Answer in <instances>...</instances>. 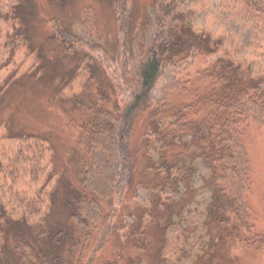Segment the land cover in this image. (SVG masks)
Masks as SVG:
<instances>
[{"label": "trees", "instance_id": "1", "mask_svg": "<svg viewBox=\"0 0 264 264\" xmlns=\"http://www.w3.org/2000/svg\"><path fill=\"white\" fill-rule=\"evenodd\" d=\"M32 1L19 0L13 6V15L22 22L19 32L23 36H28ZM113 4L122 48L119 63L124 87L120 95L125 98L111 102L102 92L93 99L89 93L71 101L73 110L85 112L75 139L82 158L75 170L76 184H65L63 172L52 186L55 172L43 173L44 158L52 145H45L46 137L15 130L6 122L8 137L21 147L16 156L23 158L26 166L22 173H13L28 186L27 190L29 185H41L33 193L35 199L22 202L25 208L20 213L9 208L4 188H0V264H71L77 243L85 249L94 232L102 227L99 223L103 218L107 223L101 228L100 244L116 232L119 240L129 242L136 253L128 263L131 259L137 261L129 264H167L171 258L165 259L162 249L169 231L180 226L176 225L178 218L190 211V202L195 201L198 192L205 196L206 203L200 210L204 225H193L200 230V238H205L198 241L197 261L230 264L226 256H230L229 248L236 247L264 253V229L256 230L247 202L251 164L244 140L249 123L264 128V71H255L237 56L219 54L226 34L198 29L192 22L191 8H184L181 0L154 3V18L148 17L143 23V28L148 22L154 26L153 39L144 50L131 0H113ZM241 4L257 25L264 26V0H241ZM55 24L56 30L54 27L49 31L48 40L55 41L59 51L64 48L66 53L76 55L78 35ZM43 50L35 49L39 65L33 73L39 69V78L50 80V60ZM204 56L213 62L196 71L198 82H180L179 74ZM169 69L172 74L167 77L159 107L150 110L154 119L161 116L159 108L167 112L168 118L164 122L155 120L153 130L145 136L149 173L158 182L152 187L143 181L133 185L132 127L136 116L152 105V93ZM10 87H0V104ZM61 88L55 86V90ZM171 92L181 99L172 101ZM65 100L58 99L62 106ZM136 189L145 190L147 211L130 222L127 230L125 224L115 225L110 216L102 215L101 198L113 197L116 204V199L122 202ZM145 214L155 225H143ZM51 216L53 221L47 226L32 223L37 220L43 225ZM180 235L186 242V235ZM123 249L124 245L118 252L120 260ZM111 264H119L118 259Z\"/></svg>", "mask_w": 264, "mask_h": 264}, {"label": "rangeland", "instance_id": "2", "mask_svg": "<svg viewBox=\"0 0 264 264\" xmlns=\"http://www.w3.org/2000/svg\"><path fill=\"white\" fill-rule=\"evenodd\" d=\"M18 1L0 0V87L4 86L7 89L11 86L3 103L0 104V188H4L2 191L8 200L7 205L16 213L25 208L23 201L36 198L33 197V193L41 184L29 185L27 190L28 186L23 185L22 180L17 177L16 173L18 171L22 173L26 166L22 163L23 158L19 160L16 156L21 147L18 142L8 137L7 123L15 130L46 137L45 145H52V150L46 152L43 162L44 175L51 170L56 174L51 182L52 186L63 172L65 184L70 182L75 185V170L82 159L81 153L75 148V139L79 134L78 126L85 119V112L82 109L73 110L71 101L76 96L81 98L89 93L88 97L93 99L102 92H106L111 102L115 99L121 102L125 98V95H120V89L124 87L119 63L122 48L113 0H33L31 2L33 15L29 19L28 36H23L19 32L22 22L13 15V6ZM157 1L162 0H131L133 14L141 27L139 34H143L145 46L143 50L151 43L154 34L153 22H148L145 28L143 23L148 17L154 18L152 7ZM181 1L184 8H191L192 22L198 29L212 30L214 34L215 32L226 34V42L220 48L219 54L237 56L245 64L251 65L255 71H264V26L257 25L252 15L245 12L241 0ZM55 22L71 29L80 38V41L76 42L75 49L78 51L76 55L66 53L64 48L59 51L61 48L56 46V42L48 40V33L51 29L54 30ZM38 47L45 48L43 53H46L48 61H51L48 66L49 72L52 73L50 80L46 76L44 77L47 80L40 79L42 73L39 69L36 74L33 73L39 65L35 51ZM212 62L213 59L210 57H201L182 71L178 79L182 83H197L196 71L209 67ZM170 74L172 71L169 69L152 93V105L137 115L133 124L130 145L134 167L133 185H139V182L143 181L144 185L152 187L158 182V179L149 173V154L145 148V136L148 131L153 130L155 120L164 122L168 118L164 109L159 108L162 111L161 116L155 119L151 117L150 110L159 107L158 100L163 96V88ZM57 84L62 85L60 90H55ZM169 96L172 101L180 98L174 92ZM59 98H66L65 106L60 105ZM244 140L251 164V189L247 194V202L256 230H262L264 128L257 123H249L245 129ZM13 170L17 172L13 173ZM19 176L21 177V174ZM43 180L45 179L41 182ZM45 183L49 189V184ZM129 194L130 192L125 195L122 202L116 199V204L113 197L100 199L102 215L110 216L111 223L114 222L115 225L125 224L126 230L130 222L137 221L139 215L147 211L145 190L136 189ZM205 203V196L198 192L195 201L190 202V211L183 213L182 218H178L176 225L180 226L169 231L165 249L164 246L162 249L163 257L171 258L166 261L167 264H203L197 261V251L198 241L205 238H200L202 236L200 230L193 225H204L200 220L203 216L200 210L205 207ZM58 211L60 210L55 212ZM146 214L143 216V225H155ZM51 220L52 216L43 225H39L42 221L37 220H32V223L39 227L47 226ZM106 223L103 218L99 225L103 227ZM102 227L94 232L93 237L85 244V249H81L80 242L77 243L78 249L70 259L71 264H111L116 258L119 264H127L128 259L136 255L129 247V242L119 240L116 232L108 234L106 242L100 244L99 235ZM180 233L186 235L184 238L186 242L181 239ZM122 245L125 249L121 253L123 260H120L118 252ZM229 249L230 256L226 257L230 258V264H264V253L261 251L240 250L238 247ZM132 261L137 259H131L129 263Z\"/></svg>", "mask_w": 264, "mask_h": 264}]
</instances>
